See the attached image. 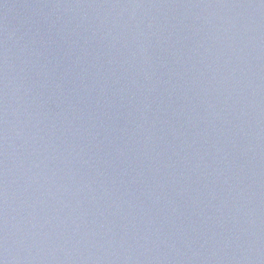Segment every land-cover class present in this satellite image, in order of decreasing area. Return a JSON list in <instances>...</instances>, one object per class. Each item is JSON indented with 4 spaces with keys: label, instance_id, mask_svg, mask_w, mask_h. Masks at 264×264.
Instances as JSON below:
<instances>
[{
    "label": "water",
    "instance_id": "water-1",
    "mask_svg": "<svg viewBox=\"0 0 264 264\" xmlns=\"http://www.w3.org/2000/svg\"><path fill=\"white\" fill-rule=\"evenodd\" d=\"M0 264H264V0H0Z\"/></svg>",
    "mask_w": 264,
    "mask_h": 264
}]
</instances>
